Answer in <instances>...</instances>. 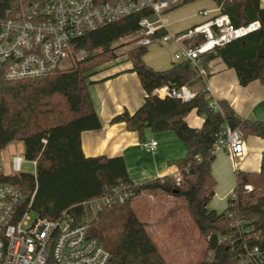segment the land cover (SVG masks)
<instances>
[{
  "label": "trees",
  "instance_id": "trees-1",
  "mask_svg": "<svg viewBox=\"0 0 264 264\" xmlns=\"http://www.w3.org/2000/svg\"><path fill=\"white\" fill-rule=\"evenodd\" d=\"M193 1L183 0L181 4ZM214 1L219 12L227 14L235 27L254 21H259L261 27L201 55L200 63L205 68L209 61L220 59L236 70L242 84L254 80L264 83L262 0ZM9 6L8 0H0V16H6L5 8ZM149 13L143 10L86 34L78 43L85 54L73 58L70 68L17 80H7L0 73V151L13 141H23L25 159L37 162L36 176L30 172L0 173V182L25 191L28 200L36 189L33 209L41 217L55 219L64 211L80 221L89 217V233L101 238L111 254L107 264H169L147 222L139 219L129 206L142 192H167L187 201L199 231L206 238L205 257L195 264H240L246 248L257 247L264 255V151L258 171L236 170L235 194L229 197L227 208L221 212L208 208L217 185L212 163L219 131L228 124L240 128L245 137L264 139V122L240 117L226 100H220L219 109H215L203 87L189 102L161 98L154 93L164 85L199 84L200 77L191 61L181 60L168 69L157 70L144 60L149 46L130 48L126 55L131 71L137 73L146 92L145 100L135 112L124 111L112 119L114 123H126L141 139L147 128L173 131L187 149L186 167L179 182L163 177L135 184L123 157H88L83 153L82 132L101 125L87 79L118 57L116 43L137 31L139 19ZM193 110L204 116L199 128L186 121ZM120 186L132 188L135 194L123 203L115 202L98 211L107 212L98 221L106 220L101 226V232L104 231L101 237L97 231H90L93 207L85 203ZM119 219L122 220L119 230L113 232V223Z\"/></svg>",
  "mask_w": 264,
  "mask_h": 264
},
{
  "label": "built area",
  "instance_id": "built-area-1",
  "mask_svg": "<svg viewBox=\"0 0 264 264\" xmlns=\"http://www.w3.org/2000/svg\"><path fill=\"white\" fill-rule=\"evenodd\" d=\"M6 16H0V73L7 80L38 78L56 72L64 60L80 58L85 50L79 41L88 33L123 17L142 12L150 13L138 21V29L130 34L135 46H150L159 41H173L180 52L177 60H189L199 76L206 72L200 65V56L212 52L247 33L260 29L259 21L235 27L227 14L219 9L202 10L206 19L193 26L169 32L165 13L183 0H8ZM164 32L163 35H159ZM125 38V37H124ZM123 39V38H121ZM120 39V40H121ZM207 89V88H206ZM208 91V89H207ZM154 93L189 102L196 96L191 86L164 85ZM208 98H211L208 92ZM212 100V99H211ZM212 106L219 109L217 102ZM245 135L240 128L225 124L218 133L213 152L226 151L236 162L245 154ZM150 150L157 141L145 143ZM14 156L15 174L21 173L24 162ZM36 166L37 162L32 161ZM181 174L176 176L180 181ZM234 189L230 196H233ZM36 189L29 200L27 193L10 183L0 182V264H107L110 252L99 238L89 233V217L78 220L67 211L55 219L31 216ZM135 192L127 186L114 188L106 196L90 200L97 211L115 202H125ZM259 248H246L240 264H264Z\"/></svg>",
  "mask_w": 264,
  "mask_h": 264
},
{
  "label": "crops",
  "instance_id": "crops-1",
  "mask_svg": "<svg viewBox=\"0 0 264 264\" xmlns=\"http://www.w3.org/2000/svg\"><path fill=\"white\" fill-rule=\"evenodd\" d=\"M262 5L264 6V0ZM207 6V10L214 9V12L218 8L215 1L212 4L208 3ZM190 26L193 25L188 27ZM182 29L185 28L177 27L175 30ZM175 62L178 60L175 59L174 54L169 60L148 64L157 70H164ZM114 63V60L108 62L104 68L107 69ZM200 65L204 68L201 63ZM204 70L206 72L204 78L199 76V84L191 86L196 92L200 87L207 88L213 102L226 100L240 117L264 122V83L254 80L242 84L236 70L227 67L220 59L209 61ZM105 78L93 86L88 85L101 125L98 129L82 132L83 153L88 157L101 155L123 157L128 174L135 184L156 178L176 177L186 167L187 149L173 131L157 132L147 128L141 139L137 131L127 128L126 123L112 122L116 115L124 111L135 112L145 100L146 92L137 73L131 71V62L130 67H114L110 75ZM186 121L191 127L199 128L204 122V116L193 110L186 116ZM151 141H157L155 150H150L145 145ZM263 151L264 139L248 136L245 138V154L236 162L226 151L215 153L212 163V174L217 181L214 198L219 197L221 192L224 195L220 196V199L231 195L237 169L258 171L261 167ZM229 174L233 177L232 180Z\"/></svg>",
  "mask_w": 264,
  "mask_h": 264
},
{
  "label": "rangeland",
  "instance_id": "rangeland-1",
  "mask_svg": "<svg viewBox=\"0 0 264 264\" xmlns=\"http://www.w3.org/2000/svg\"><path fill=\"white\" fill-rule=\"evenodd\" d=\"M214 0H195L187 4H178L172 7L168 13H165V19L169 32H177V27L186 28L189 25H194L206 19L200 14V11L208 9V3L212 4ZM215 8V7H214ZM214 14V9L211 10V15ZM178 22V24L173 23ZM173 41H159L148 47V52L144 56L145 62L161 63L165 59L173 58L175 52H180L179 47ZM119 46L116 50L118 57L114 60V64L107 69L103 67L97 69V72L89 75L87 81L89 86H93L110 75L111 70L118 66H129L130 62L126 57V53L130 48L135 47L129 36L121 39L116 43ZM177 60V59H176ZM179 61V60H178ZM73 65V60H64L60 67L63 69L70 68ZM25 145L23 141H13L0 151V173L11 175L15 174L13 169L14 156L21 155L24 157ZM222 152V151H219ZM25 159V157H24ZM23 172H35V164L31 160L25 159L21 166ZM232 180L231 174H229ZM176 179V177H173ZM235 187L234 183L232 187ZM233 187V188H234ZM224 193L221 192L220 196ZM219 197L212 198L208 205L210 210L218 212L224 211L228 206L229 197L220 199ZM130 208L137 214L138 218L147 222L148 229L160 247L163 255L166 257L169 264H195L204 259L206 254V238L199 231L196 222L190 212L189 205L183 197L174 196L167 192L141 193L135 197ZM216 208V209H215ZM107 212L98 213L93 208L90 213L91 227L90 231H97L101 237L104 231L101 232V226L105 225L106 220L98 222L102 217H105ZM33 218L36 217V212H31ZM124 216V214H123ZM95 222V223H94ZM121 219L113 223V232H118ZM181 238V239H179ZM102 245L103 240L99 238ZM184 241V242H183Z\"/></svg>",
  "mask_w": 264,
  "mask_h": 264
}]
</instances>
